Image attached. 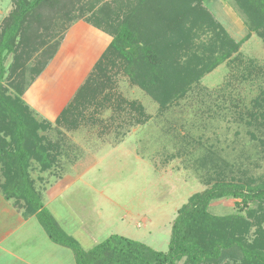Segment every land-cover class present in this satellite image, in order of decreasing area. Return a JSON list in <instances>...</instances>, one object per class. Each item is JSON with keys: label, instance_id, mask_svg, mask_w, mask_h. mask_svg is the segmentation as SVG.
Returning a JSON list of instances; mask_svg holds the SVG:
<instances>
[{"label": "trees", "instance_id": "trees-1", "mask_svg": "<svg viewBox=\"0 0 264 264\" xmlns=\"http://www.w3.org/2000/svg\"><path fill=\"white\" fill-rule=\"evenodd\" d=\"M210 1L12 0L0 25V192L24 218L36 216L52 241L73 251L77 264H264V170L252 175L212 149L202 161L210 165L208 186L178 208L167 251L119 234L84 249L46 207L30 172L33 159L41 171L53 169L61 144L40 133L52 124L39 121L22 96L74 22L83 19L112 41L57 125H72V111L111 86L113 69L128 75L164 111L222 63L242 62L240 48L252 33L264 42V0H233L249 30L241 39L218 19ZM8 53H14V61L6 75ZM128 106L144 113L140 103L128 100ZM245 121L256 129L250 136L264 159V89L246 108ZM230 197L233 212L219 215L210 209Z\"/></svg>", "mask_w": 264, "mask_h": 264}, {"label": "rangeland", "instance_id": "rangeland-1", "mask_svg": "<svg viewBox=\"0 0 264 264\" xmlns=\"http://www.w3.org/2000/svg\"><path fill=\"white\" fill-rule=\"evenodd\" d=\"M210 2L236 39L249 33L233 0ZM12 8V0H0V25ZM240 51L242 62L222 63L164 111L128 75L113 69L111 111L87 117L83 128L47 132L61 140L62 154L46 173L33 164V176L37 187L44 186L46 207L84 249L119 234L167 251L178 208L208 186L210 165L202 161L209 149L252 175L263 172L260 147L250 136L256 129L245 118L264 89V42L252 33ZM117 96L142 104L144 113L124 102L118 107ZM111 121L109 130L105 126ZM234 202L233 197L219 199L210 209L231 213ZM33 221L40 223L37 217Z\"/></svg>", "mask_w": 264, "mask_h": 264}, {"label": "crops", "instance_id": "crops-1", "mask_svg": "<svg viewBox=\"0 0 264 264\" xmlns=\"http://www.w3.org/2000/svg\"><path fill=\"white\" fill-rule=\"evenodd\" d=\"M111 41L112 36L108 33L83 19L77 20L67 31L58 51L43 71L34 79L28 80L22 96L25 103L39 121L45 120L52 124V129L40 131L41 134L53 140L46 135L47 132L54 129L56 132H60L59 129L62 127L83 128L87 117L90 119L92 114L94 116L95 114L103 115L104 110L111 111L113 92H111V87H106L104 91L99 90L94 101L90 99L87 105H81L74 112L72 111V125L69 126L64 121L59 125L56 123L62 111L74 100L78 90L92 74L96 63ZM13 61L14 53L6 54L4 61L7 70L6 75L9 73ZM33 61L31 60L29 64H34ZM114 84H116V80L115 76L112 75L111 86ZM117 97L118 107L123 102L128 107L127 99L121 96ZM74 117L76 118L74 119ZM95 121L91 120L90 122L95 123ZM97 122L106 123L102 120ZM112 122L108 123L105 128L110 130ZM58 159L60 158L58 157ZM33 164L38 166L40 173L46 172L41 171L39 163L33 159L30 172L36 180L32 172ZM41 179L43 180L40 176ZM42 187L44 188V186ZM43 188L41 189L42 192ZM46 192H48L47 189ZM43 196L45 198V193ZM35 218L36 216L24 218L12 202L5 199L0 192V264H77L73 251L69 247L52 241L48 234H45V230L39 228L41 227L39 226L40 223L33 221Z\"/></svg>", "mask_w": 264, "mask_h": 264}]
</instances>
